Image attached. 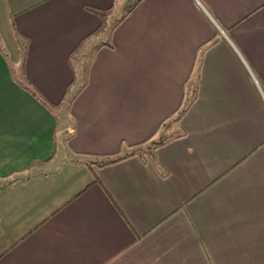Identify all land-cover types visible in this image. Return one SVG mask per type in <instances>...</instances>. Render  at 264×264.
<instances>
[{
	"label": "crops",
	"instance_id": "crops-1",
	"mask_svg": "<svg viewBox=\"0 0 264 264\" xmlns=\"http://www.w3.org/2000/svg\"><path fill=\"white\" fill-rule=\"evenodd\" d=\"M0 179V264H264V0H0Z\"/></svg>",
	"mask_w": 264,
	"mask_h": 264
},
{
	"label": "trees",
	"instance_id": "trees-1",
	"mask_svg": "<svg viewBox=\"0 0 264 264\" xmlns=\"http://www.w3.org/2000/svg\"><path fill=\"white\" fill-rule=\"evenodd\" d=\"M132 8L133 7H130V9L123 16V18L120 20V22L127 17V15L129 14V12L131 11ZM90 10L94 11L95 13H97L102 18V25L98 29V31H96V32H100V31L104 30V28L106 26V19H107L108 15H109L110 11L109 10L94 9V8H90ZM210 46H211V44H209L204 50H206ZM195 99H196V92L191 98L186 99V101L184 102V105H182V107L176 112V114H174V116H172L170 119H168L166 122L163 123V127L164 128H169L172 124H178L182 120V118L186 115V113L188 112V110L190 109L192 104L194 103ZM170 140H171V138H167V139L164 138V139H162V140L157 142V141H154L152 139H149V140L145 141L144 143L138 145L133 150H131L129 153H127V154H125L123 156L116 157V158H113V159H102V160L90 161V163L91 164L94 163V164H97L100 167H103V166H107V165L122 161V160H124V159H126L128 157H131V156H139L141 158L142 157H146V156H150L152 159H155L156 151L161 146H163V145L167 144L168 142H170ZM150 143H152V144L149 145ZM157 167H158V165H157ZM162 174L164 176H166L168 173L162 172ZM13 182L14 181H9V182L5 183L2 179H0V192L2 190H4L5 188H7ZM22 238H24V237H22Z\"/></svg>",
	"mask_w": 264,
	"mask_h": 264
},
{
	"label": "rangeland",
	"instance_id": "rangeland-1",
	"mask_svg": "<svg viewBox=\"0 0 264 264\" xmlns=\"http://www.w3.org/2000/svg\"><path fill=\"white\" fill-rule=\"evenodd\" d=\"M123 14H124V13H122L121 15L118 16L119 20H120V18L123 16ZM189 89H190V94L192 93V95H194V94H195V92H194V91H195V90H194V89H195V86H193V87L191 86ZM72 93H73V92H72ZM72 93H71V94H72ZM71 94L69 95L70 98H71ZM192 95L190 96V98L192 97ZM69 103H70V102H69V99H68L67 101L64 102L62 108H58V109H56V114H57L58 116L62 115L63 112L65 111V109L68 108ZM174 125H175V124H172V125L170 126V128H172ZM170 136H171V135H170ZM165 138H166V137H165ZM162 139H164V137H163V135H160L159 137L155 138L154 141H157V142H158V141H160V140H162ZM166 139H167V138H166ZM151 144H152V143H150L149 145H151ZM84 173H85V169H83V168H82V169H78V170H76V171H73V170H72V173L69 175V177L72 178V177H74L75 175H80V176H81V175H83ZM2 210H3V209L0 208V214H1ZM5 211H6V210H5ZM15 214H16V213H15ZM0 235H1V234H0ZM4 240H5L4 238L0 237V245L3 243Z\"/></svg>",
	"mask_w": 264,
	"mask_h": 264
}]
</instances>
